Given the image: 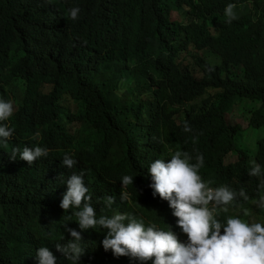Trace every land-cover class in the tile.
<instances>
[{"label":"clouds","instance_id":"obj_1","mask_svg":"<svg viewBox=\"0 0 264 264\" xmlns=\"http://www.w3.org/2000/svg\"><path fill=\"white\" fill-rule=\"evenodd\" d=\"M244 1L232 0L226 6L227 24L237 19L234 9ZM13 10L24 29L47 33L56 42L50 52L55 58L66 56L60 64L64 69L84 39L74 21L80 8L72 0H20ZM137 15L144 22H125L129 30H142V42L132 34L125 42L133 55L130 61H125L126 50L113 55L111 62L91 53L88 70L108 84L109 95L87 122L70 123L77 155L68 148L49 151L38 146L36 128L15 133L14 149L2 150L1 143L13 137L10 118L16 103L14 85H0V164L65 172L54 199L57 215L43 231H17L10 241L11 261L264 264V139L255 151L237 143L244 130L264 131L260 70L233 61L230 53L217 65L207 62L208 69L197 77L179 61L181 53L190 54L193 47L219 54L200 48L174 24L182 25L177 21L146 22V15ZM10 20L12 28L17 26L14 17ZM153 23L160 25L162 41L152 34ZM44 65L49 76H40L43 90L59 101L69 83L52 61ZM217 66L223 69L214 80L210 73ZM234 68H242L241 78ZM19 81L27 87L26 80ZM130 91L133 96L128 98ZM244 100L258 104L250 110L241 103ZM235 105L252 115L248 126L227 120ZM128 149L130 155L124 159L121 154ZM231 155L236 161L227 162ZM108 171L114 175L112 186L107 184ZM160 211L166 214L159 215Z\"/></svg>","mask_w":264,"mask_h":264},{"label":"trees","instance_id":"obj_2","mask_svg":"<svg viewBox=\"0 0 264 264\" xmlns=\"http://www.w3.org/2000/svg\"><path fill=\"white\" fill-rule=\"evenodd\" d=\"M72 1L80 8L78 19L74 21L77 28H81L84 39L62 69L60 64L66 56H52L51 47L56 42L49 40V34L26 30L18 20V12L13 7L20 0H0V85H14L12 98L16 103L10 118L13 137L7 143H1L2 150L14 149L15 133L24 128L30 131L36 128L40 136L34 143L38 146L49 151L55 148L66 151L68 148V153H79L76 137L69 131L70 123L76 120L87 122L97 112L99 104L108 102L109 95L108 84L93 77L87 66L92 62L93 54L95 59L103 55L106 62H111L113 55L126 50L125 61L133 58L130 49H125V42L129 34L142 42V30H129L125 22H144L138 13L148 17L146 22L174 23L170 21V12L176 11L188 23L174 24L179 25L200 48H208L222 59L231 53L233 61L247 62L258 68L264 78V0H245L243 5H236L237 19L230 24L225 22L224 10L232 0ZM10 17H14L17 23L14 28L10 25ZM159 26L158 23L152 24V34H157L162 41ZM161 41L157 42L160 48ZM46 61H52L61 77L69 83L68 87L62 88L64 96L59 101L43 90L40 76L46 73ZM220 69L223 67L217 66L210 73L212 79H218ZM19 79L26 80V88ZM128 95V98L133 96L131 91ZM113 99L117 106L122 105L119 98ZM126 145H121L122 150ZM129 155V149L127 154H121L124 159ZM64 173L47 166L8 168L0 164V264H14L10 241L17 231H43L45 224L57 215L54 199L61 186L59 177ZM106 178L107 184L112 186L114 175L108 171ZM149 213L156 214L153 210ZM165 214V211L159 212V215ZM97 264L122 263L103 259Z\"/></svg>","mask_w":264,"mask_h":264},{"label":"rangeland","instance_id":"obj_3","mask_svg":"<svg viewBox=\"0 0 264 264\" xmlns=\"http://www.w3.org/2000/svg\"><path fill=\"white\" fill-rule=\"evenodd\" d=\"M170 18L172 21H177L181 24H186V20L179 15L177 12L172 11L170 13ZM190 54H185V52L181 53L179 61L183 64V66H188L190 69H194L197 77L203 76V68L208 69V66L206 63L208 62L211 66L217 65L221 63V56L214 54L213 52H207L206 50H196L193 47L189 48ZM204 59V63L199 64L198 60ZM233 73L242 76V68H234L232 69ZM222 71H219L221 73ZM45 90H48V87H45ZM214 92V91H212ZM133 95V92H132ZM244 104L245 107L252 110L254 108L255 104H258L257 102H250L247 100H244L241 102ZM72 108V106H71ZM259 108V106H258ZM251 114L248 112V110L243 111L242 107L239 105H235L230 113L227 115V120L231 124H243L244 126H248L249 121L251 119ZM260 139H264V131L261 130H254L250 129L248 131L244 130L238 137H237V143L242 147H249L252 150H256L257 142ZM236 157L231 155L228 157L227 162H233L236 161ZM250 218L252 220H255V217L253 215H250Z\"/></svg>","mask_w":264,"mask_h":264}]
</instances>
